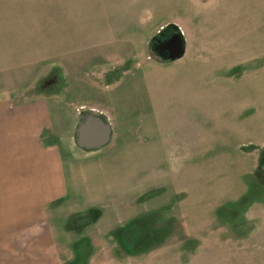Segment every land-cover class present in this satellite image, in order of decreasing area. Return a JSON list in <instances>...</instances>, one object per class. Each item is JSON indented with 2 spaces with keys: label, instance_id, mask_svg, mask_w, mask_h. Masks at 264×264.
<instances>
[{
  "label": "rangeland",
  "instance_id": "rangeland-1",
  "mask_svg": "<svg viewBox=\"0 0 264 264\" xmlns=\"http://www.w3.org/2000/svg\"><path fill=\"white\" fill-rule=\"evenodd\" d=\"M0 95L59 107L51 264H264V0H0Z\"/></svg>",
  "mask_w": 264,
  "mask_h": 264
},
{
  "label": "crops",
  "instance_id": "crops-1",
  "mask_svg": "<svg viewBox=\"0 0 264 264\" xmlns=\"http://www.w3.org/2000/svg\"><path fill=\"white\" fill-rule=\"evenodd\" d=\"M10 98L0 95V264H51L46 209L68 192L62 153L49 130L59 107L37 97Z\"/></svg>",
  "mask_w": 264,
  "mask_h": 264
},
{
  "label": "water",
  "instance_id": "water-1",
  "mask_svg": "<svg viewBox=\"0 0 264 264\" xmlns=\"http://www.w3.org/2000/svg\"><path fill=\"white\" fill-rule=\"evenodd\" d=\"M168 27L169 26H165L162 30ZM159 40V38H156L149 45V50L154 58L160 61L176 60L183 55L184 39L179 31L175 32V34L165 41L161 42ZM156 41L160 42L154 49L157 54L153 51V45ZM75 133L76 145L79 148L89 150L106 145L110 140L111 128L109 123L105 122L100 116L94 115L91 112H86L77 123Z\"/></svg>",
  "mask_w": 264,
  "mask_h": 264
},
{
  "label": "flooded vegetation",
  "instance_id": "flooded-vegetation-1",
  "mask_svg": "<svg viewBox=\"0 0 264 264\" xmlns=\"http://www.w3.org/2000/svg\"><path fill=\"white\" fill-rule=\"evenodd\" d=\"M173 34H175V32L170 33L168 36L164 35V36L161 37V39H160L159 41H161V42H162V41H165V40L169 39ZM159 41H156L155 44L153 45V51H154V49H155V46H156L158 43H160ZM154 53L157 54L155 51H154ZM157 56H159V55H157Z\"/></svg>",
  "mask_w": 264,
  "mask_h": 264
}]
</instances>
